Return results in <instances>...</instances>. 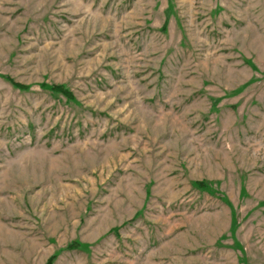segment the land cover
<instances>
[{"label": "rangeland", "instance_id": "rangeland-1", "mask_svg": "<svg viewBox=\"0 0 264 264\" xmlns=\"http://www.w3.org/2000/svg\"><path fill=\"white\" fill-rule=\"evenodd\" d=\"M0 264H264V0H0Z\"/></svg>", "mask_w": 264, "mask_h": 264}, {"label": "trees", "instance_id": "trees-1", "mask_svg": "<svg viewBox=\"0 0 264 264\" xmlns=\"http://www.w3.org/2000/svg\"><path fill=\"white\" fill-rule=\"evenodd\" d=\"M5 78L10 81L14 86L18 87V88H22V89H28V86H23L21 85L19 82L13 80L11 77L9 76H5ZM52 90L62 94L63 96L69 98V99H73V93L68 89L66 88L65 86L63 85H53L51 87ZM79 243H73L71 244V248L73 247H79Z\"/></svg>", "mask_w": 264, "mask_h": 264}]
</instances>
